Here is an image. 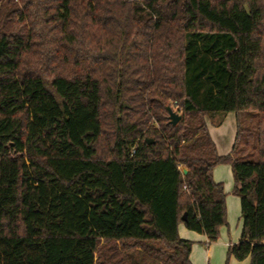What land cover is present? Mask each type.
I'll return each instance as SVG.
<instances>
[{
  "label": "trees",
  "instance_id": "obj_1",
  "mask_svg": "<svg viewBox=\"0 0 264 264\" xmlns=\"http://www.w3.org/2000/svg\"><path fill=\"white\" fill-rule=\"evenodd\" d=\"M229 112L219 155L206 118ZM219 164L226 264H264V0H0V264H191L178 226L212 243L227 223Z\"/></svg>",
  "mask_w": 264,
  "mask_h": 264
},
{
  "label": "crops",
  "instance_id": "obj_2",
  "mask_svg": "<svg viewBox=\"0 0 264 264\" xmlns=\"http://www.w3.org/2000/svg\"><path fill=\"white\" fill-rule=\"evenodd\" d=\"M207 129L217 153L219 155L229 154L236 141V114L233 112L225 114L218 125L208 121ZM212 177L216 183L223 185L227 223L220 228L218 239L212 243H207V238L204 234L190 231L183 224L178 226L179 237L192 242L189 256L191 264H221L226 259L228 247L240 240L242 226L240 199L232 193L234 180L231 166L229 164L216 165L212 170ZM229 264H249V259L238 261L230 258Z\"/></svg>",
  "mask_w": 264,
  "mask_h": 264
},
{
  "label": "rangeland",
  "instance_id": "obj_3",
  "mask_svg": "<svg viewBox=\"0 0 264 264\" xmlns=\"http://www.w3.org/2000/svg\"><path fill=\"white\" fill-rule=\"evenodd\" d=\"M239 126H240V135L237 141V154L240 155L243 150L249 151L252 155L253 153V144H254V133L256 128V113L254 112H241L239 114ZM208 122V118H206ZM242 157V156H241ZM245 159V158H244ZM249 160H255V155L250 156ZM235 223V220H234ZM221 264H226V259L222 261ZM229 264V261H228Z\"/></svg>",
  "mask_w": 264,
  "mask_h": 264
},
{
  "label": "water",
  "instance_id": "obj_4",
  "mask_svg": "<svg viewBox=\"0 0 264 264\" xmlns=\"http://www.w3.org/2000/svg\"><path fill=\"white\" fill-rule=\"evenodd\" d=\"M167 112H168V118H169V122L172 124V125H175L179 119H180V115L178 113H176L174 110H172L171 107H167L166 108ZM148 142H151V140H148ZM187 172V170L184 168L182 170V173L185 174ZM185 216H183V219H184Z\"/></svg>",
  "mask_w": 264,
  "mask_h": 264
}]
</instances>
